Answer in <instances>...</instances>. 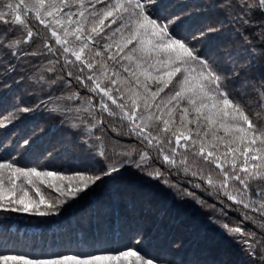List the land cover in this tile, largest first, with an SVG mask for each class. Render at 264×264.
Segmentation results:
<instances>
[{
	"label": "snow or ice",
	"instance_id": "1",
	"mask_svg": "<svg viewBox=\"0 0 264 264\" xmlns=\"http://www.w3.org/2000/svg\"><path fill=\"white\" fill-rule=\"evenodd\" d=\"M0 24V130L16 128L0 137V253L24 252L0 254V264H264V235L221 224L241 257L222 260L168 195L206 204L171 181V168L190 171V152L219 170L220 179L201 175L209 195L264 213V125L244 100L249 90L264 96V0H0ZM76 85L91 94L86 111L101 114L100 129L102 114L118 117L137 143L94 138V127L49 107ZM25 95L37 102L23 106ZM149 150L167 173L149 168ZM66 215L75 224L51 236L17 227ZM117 223L132 247L102 251Z\"/></svg>",
	"mask_w": 264,
	"mask_h": 264
},
{
	"label": "trees",
	"instance_id": "2",
	"mask_svg": "<svg viewBox=\"0 0 264 264\" xmlns=\"http://www.w3.org/2000/svg\"><path fill=\"white\" fill-rule=\"evenodd\" d=\"M204 3L210 2V0H203ZM34 27L37 30H43V26L38 25V22H33ZM3 25L0 24V31H3ZM54 43V41H53ZM73 83L75 81L73 80ZM21 87H24L23 85ZM3 93L0 92V95ZM90 93L81 88L80 85H76L74 88L67 89L62 92H57L54 94V105H49V107H57L59 111L67 113V118L73 124H79L81 122L88 125L89 128H95L92 135L93 137H98L101 135V131L106 133L105 140L110 144L111 142L119 139L120 143L123 144H136L135 139H129L127 136L123 135L126 131V122L121 123L118 117L113 118L109 117L107 113L102 114L104 120L103 129H100L99 122L101 120V114H97L94 119L89 117L87 114V108L89 107L88 100L90 97ZM11 99H15V96L11 97ZM24 105L23 106H31L36 103V97L25 95L23 97ZM47 99V97H44ZM95 103L98 105L99 97H92ZM245 103L251 101L248 107V114L250 118L256 122L257 124L264 125V96H261L258 92H253L249 90V95L244 98ZM110 103V102H109ZM4 106L0 105V115L5 114L3 112ZM69 109H80V111H72L69 112ZM10 110V109H8ZM98 111V110H97ZM42 123H46L47 125H51L53 123H57L58 121L52 118H48L47 120L41 121ZM28 121L19 122V127H26ZM15 127H9L6 131L0 130V137L5 135H10L11 132L15 131ZM57 135H60L61 132H57ZM45 135H48V132H45ZM172 146L175 147V138H172ZM165 150L170 153V150L167 149V142H165ZM140 149H138V152ZM184 153L183 149L179 150V153L175 156L177 162L182 158V154ZM157 153L154 150H149L148 155L146 156V160H151L149 164V168H159L163 169L166 173L169 171L168 166H166L163 162V157L160 156L159 159H154ZM188 163L187 166L190 169L187 173L183 171L184 166L173 167L171 168V181L172 183H178L180 188L188 189L191 192H195V194L200 197L206 204L201 207L195 201L190 198L181 200L174 193L169 191L168 195L171 198L176 212L180 216L184 217H195L198 221L201 222V226L210 240V242L218 249L221 253L222 260H239L241 257L239 256V247L234 243L232 239H230L227 235L224 234L221 224H227L230 228H234L236 226L243 225L245 230H251L257 234V239L261 235H264V213H256L249 209H244L242 205H236L232 201H229L223 193L219 194V198L216 195H209L208 193L213 192V189L209 188L204 180L201 179V175L207 176L209 172L213 175L214 179H220L218 173L219 170L216 169L215 165H209L204 162L202 158L193 156L190 152L187 154ZM28 166H33L29 164ZM40 170H50L55 171L56 168L53 165H50L45 168H41ZM195 171L198 174L193 176L191 173ZM194 184L201 185V188H194ZM236 187H240L238 183ZM255 190V185H253ZM205 189L207 191H205ZM51 190H47L45 194L47 195ZM55 195L54 193H52ZM223 200V205H221L220 201ZM215 205V210L210 208L209 206ZM224 207V210L227 212V217L225 218L222 214H220L219 210L221 207ZM248 212L249 216L253 217L252 221H246L243 213ZM16 215H26V214H13ZM217 219L219 223H210L209 218ZM71 219L72 223L75 224V219L70 216H65L61 220H48L47 218L31 216L28 220H24L23 218L17 222V227L22 231H28L29 233H39L42 231L48 232L49 236L52 233H58L63 228L67 227L69 220ZM107 231V243L101 246L102 251H120L125 250V247H132V241L127 238L126 235H121L119 232V224H114L111 229H106ZM87 235V229L76 234L77 239H84ZM71 251V250H69ZM0 254H24L23 250L11 252V253H0ZM66 254V253H64ZM95 254V253H93Z\"/></svg>",
	"mask_w": 264,
	"mask_h": 264
}]
</instances>
